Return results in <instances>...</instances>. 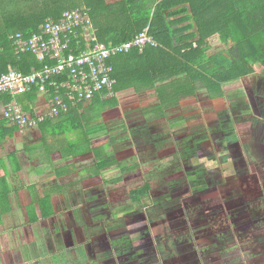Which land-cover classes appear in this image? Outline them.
I'll use <instances>...</instances> for the list:
<instances>
[{"label": "crops", "instance_id": "crops-1", "mask_svg": "<svg viewBox=\"0 0 264 264\" xmlns=\"http://www.w3.org/2000/svg\"><path fill=\"white\" fill-rule=\"evenodd\" d=\"M102 2L112 8V13L97 20L114 34L123 23L127 24L124 11L128 7H122V0ZM115 9L119 16L113 14ZM204 45L207 53L226 48L216 36ZM145 82L141 79L136 88L128 89L119 85L104 97L118 99L121 115L106 122L101 118L104 128L91 134L89 143L83 145L92 150L101 140L106 141L102 160L90 152L66 153L54 135L49 138L50 153L41 154L37 144L44 138L43 131L48 125L57 127L58 118L20 130L4 119L3 111L7 103L16 101L26 115L43 116L49 110L48 96L38 91L1 96L0 264H264V216L259 211L253 218L244 215L252 206L246 200H253L256 209L264 205L258 204L264 201L258 185L232 193L202 185L188 190V194L198 195V200L189 199L177 206L161 202L151 205L148 196V203L143 200L134 207L126 197L122 178L133 171L130 161L145 163L144 169H139L142 173L147 171V177L156 175L153 162L159 166L168 163L170 155L178 153L179 148L172 139V151L142 149L140 153L131 138L121 139L125 142L119 145L122 150L114 154L120 132L134 136V132L154 130L158 122L159 128L171 133L168 120L177 118L180 124H185V120L192 125L189 118L197 114L193 107L185 106L197 98L196 92L176 95L172 104L161 107L155 89ZM204 98L206 107L200 113L198 110V115L211 113L209 107L215 104L208 94ZM89 106V102L85 103L82 113ZM104 135L107 136L103 138ZM69 137L77 139L73 134ZM184 141L190 142L191 138L179 140V145ZM106 159L107 163L101 164ZM251 177L257 182L253 171ZM151 187L153 191L155 185ZM113 209L117 211L110 212ZM135 213L138 217L131 218ZM72 226H78L77 235L71 233ZM193 230L196 235L188 236ZM195 236L200 246H196Z\"/></svg>", "mask_w": 264, "mask_h": 264}, {"label": "trees", "instance_id": "trees-1", "mask_svg": "<svg viewBox=\"0 0 264 264\" xmlns=\"http://www.w3.org/2000/svg\"><path fill=\"white\" fill-rule=\"evenodd\" d=\"M66 3L73 7L67 8ZM122 3L123 8L128 7L124 11L128 16L127 24L123 23L120 31L112 34L108 29L110 27L100 25L97 20L101 15L112 13V8L103 4L102 0H0V76L9 68L28 74L33 69L52 65L48 60L40 62L30 52L16 54L13 41L9 38L21 34L26 39L39 33L47 19L58 20L64 11L80 8L81 4L88 8L90 20L97 28V38L107 48L129 41L149 27L156 47L132 49L127 54L113 57L109 64L113 68L112 77L118 84L113 90H117L119 85L136 88L139 80H146L150 89H155L161 107L172 104L176 95L195 93L197 81L202 86L199 88L206 89L210 98L221 99L223 90L220 84L249 76L256 64L264 67V0H122ZM113 14L119 16L118 10L115 9ZM212 36H216L226 48L217 55L209 56L204 44ZM91 45L78 31V39L71 38L69 47L72 52H82ZM61 80H67V75ZM48 88L51 93L54 92L53 87ZM106 94L107 91L96 94L89 101L88 116L82 113L86 102L73 104L64 97L69 108L56 117L57 127L67 125L68 128L58 135H75L73 132L83 125L82 131L87 128L90 123L85 121L94 116L92 111L97 104L105 109L111 102L114 103L115 97L104 99ZM98 126L91 123L89 135L102 129ZM76 137L81 140L79 135ZM103 163L106 164L107 159ZM135 166L141 167L139 163L129 164V168L134 169ZM145 180L146 183L143 177L140 179L138 188L126 189V197L135 205L149 199L152 187L148 179ZM153 189L158 193V185L155 184Z\"/></svg>", "mask_w": 264, "mask_h": 264}, {"label": "flooded vegetation", "instance_id": "flooded-vegetation-1", "mask_svg": "<svg viewBox=\"0 0 264 264\" xmlns=\"http://www.w3.org/2000/svg\"><path fill=\"white\" fill-rule=\"evenodd\" d=\"M245 77L252 80L250 87L244 96L238 95L239 100L235 105L230 102L226 105L225 100L227 101L229 95L225 94L224 90L221 99H212L217 107L215 109L209 107L211 113L206 114L205 117L213 115L214 124L210 125L209 120L205 129L193 128L191 130L188 127L189 123L184 120L185 124H180L175 118L168 120V124L172 128L171 133L166 132L164 128H159L158 122L155 123L154 130L133 131L134 136H128L126 131H121L119 140L115 141L117 148L114 149V154H119L118 152L122 150L119 145L125 142H121V139L130 140L131 138H134L136 149L140 153L142 149L154 151L169 149L168 151H172V139L175 140L179 148L178 153L170 155L171 159L168 163L162 162L159 166L158 162H153V166L157 169L155 172L157 175L149 174L147 177V171L142 173L135 166L128 176H123L122 186L126 189L136 188L133 185H136L142 177L144 183H146L145 179H148L150 185H158L159 189L156 190L158 193L152 189L149 191L151 205H158L161 202L160 204L163 205L177 206L189 199L194 202L198 200L199 196L188 194L190 192L188 190L202 185H208L212 189L230 190L231 193L241 190L237 188L239 186L249 189L258 185V189L264 195V76L252 73ZM255 84H260L263 91H255V88L253 91L251 88ZM235 97L234 100H237ZM160 121L165 122L163 119ZM175 126H177V131L174 130ZM106 136L104 135L103 138ZM187 137L191 138V141H184L179 145V140H185ZM130 163H139L144 169L145 163L140 161H130ZM171 167L173 168L170 170ZM172 171L175 172L172 173ZM252 171L257 175V182H254L253 177L249 178ZM125 184L128 185L125 186ZM213 203H218V200L215 199ZM246 203L252 205L247 208L246 212L244 211V215L248 218L257 216L255 214L258 211L260 215L264 216V205L256 209L253 200H246ZM261 203L264 204V201L258 202V204ZM137 217L136 213L131 216L133 219ZM71 232L77 235L78 226H72Z\"/></svg>", "mask_w": 264, "mask_h": 264}, {"label": "built area", "instance_id": "built-area-1", "mask_svg": "<svg viewBox=\"0 0 264 264\" xmlns=\"http://www.w3.org/2000/svg\"><path fill=\"white\" fill-rule=\"evenodd\" d=\"M39 30V33L26 39L21 34H14L9 39L13 41L16 54L30 52L40 62L48 60L52 65L33 69L28 74L9 68L0 76V98L5 94H24L33 89L49 98L48 112L37 117L26 115L16 101L5 105L4 119L20 130L35 128L46 119H53L61 112H67L69 106L64 97L75 104L89 102L96 94L104 91L110 93L116 84L112 77L110 59L127 54L132 49L143 50L147 46H157L149 33V27H146L131 40L107 48L98 40L89 10L83 6L64 11L58 20L47 19ZM78 31H81L85 42L92 45L86 51L72 52L70 40L78 39ZM64 75H67V80L62 81ZM48 86L54 88L53 93ZM61 89L64 90L63 94Z\"/></svg>", "mask_w": 264, "mask_h": 264}, {"label": "rangeland", "instance_id": "rangeland-1", "mask_svg": "<svg viewBox=\"0 0 264 264\" xmlns=\"http://www.w3.org/2000/svg\"><path fill=\"white\" fill-rule=\"evenodd\" d=\"M66 7L67 8H71V7H73V5L72 4H70V3H66ZM78 7H81V5L80 6H78ZM220 52H223V50H216V49H214L213 50V52H208V55L209 56H213V55H217V54H219ZM204 70V69H203ZM202 70V71H203ZM252 73L253 74H260V75H263L264 76V67H262L261 65H259V64H256L254 67H253V71H252ZM196 80H198V78H196ZM252 80L251 79H247V77H242V78H239L238 80H236V81H234V82H232V83H230V82H228V83H224V84H220V85H222V90H224L225 91V94H227V95H229V98L227 99V101L225 100V102H226V105H227V103L228 102H230V104H236V102H238V97L240 96V95H242V96H244V93L247 91V89L250 87V82H251ZM230 83V84H229ZM195 85H196V93L198 94V96H197V98H195L194 99V101L193 102H188V103H186L185 104V106H187V105H190V107H193V109L194 110H197V114H191V117L189 118V119H192V125H190L189 127H194L195 129H198V130H202V129H205L206 128V124H207V122L210 120V125L211 124H214V117H213V115H212V117L211 116H209V117H205V115L204 114H200V115H198L200 112H202L201 111V108L203 107H206L204 104H206L207 103V99L206 98H204V95H207L208 94V91L205 89H202V88H199L200 86H201V83H198V81H197V83H195ZM202 87V86H201ZM128 88H131L130 86L129 87H127V89ZM255 88V91H263L261 88H260V84H255L251 89H254ZM235 92H236V94H235ZM110 94V93H109ZM256 94H259L258 92H256ZM239 95V96H238ZM109 96H111V95H109ZM234 96H236L235 98H237V100H234ZM212 99V98H211ZM214 100V99H213ZM86 103H88V102H86ZM117 104V105H116ZM194 104H196V105H194ZM119 106H120V104H119V102H118V99L117 98H114V103L113 102H111V105H108V107L107 108H105V109H102L101 108V105L100 104H97L96 106H95V108H94V112L92 111V115H94V116H92V118L91 119H89L88 121H85L87 124H91V123H97V124H99V126L98 127H100L101 126V128H103L104 127V125L100 122L101 121V118L103 119V120H105V122L106 121H109V119L110 120H112L113 119V117H115V116H117V115H121V111H119L118 110V108H119ZM195 106V107H194ZM217 107V105L216 104H212V108H216ZM185 108V107H184ZM198 110H199V113H198ZM104 111H108V113H104ZM84 114H86V116H88L90 113L88 112V110H86V111H84ZM99 115H104L103 117L101 116V117H99ZM106 117V118H105ZM189 117V115H185V118H188ZM106 119H108V120H106ZM184 119V118H183ZM194 120V121H193ZM92 121V122H91ZM102 122H104V121H102ZM185 123V122H184ZM90 124H89V126H87V128L85 127L84 129H83V131H82V128L85 126V125H83L82 126V128H79L77 131H75V132H73L76 136L77 135H79L80 136V138H81V141L80 142H76V140H73V139H71V138H73V137H69V134L68 133H66V134H62V135H58L59 133H60V131H64V130H66V128H68L67 127V125H64V126H62L61 128H58V127H54V125L52 124V125H48V127H45V130L43 131V133H44V138L42 139V141L39 143V144H37V149H38V151L41 153V154H44V153H50V150H51V141L49 140V138H51V137H56L55 139H57V140H59L60 141V146L61 147H63V149L65 150V152L66 153H69L70 154V152H72V151H74L75 153V155L76 154H79V153H92L93 154V156L96 158V159H98V160H102L103 159V157H105L104 156V149H105V147H103L102 145H105L107 142L106 141H103V140H101L100 141V144L99 145H97V147H94V145H95V143H94V145H93V143H92V145L91 146H93L94 148L92 149V150H85V151H83L84 150V147H83V145L84 144H86V142H87V138L90 136L89 134L91 133L90 132V129H91V127H90ZM216 124V123H215ZM54 127V129H52L53 127ZM71 127V126H70ZM107 127H109V126H107ZM52 135H54V136H52ZM253 143V142H252ZM68 145H70V146H72V147H68ZM100 147V148H99ZM113 149H115V148H113ZM100 150V151H99ZM97 156H98V158H97ZM251 159V158H250ZM251 163H252V160H251ZM101 164H103L104 165V163L102 162ZM162 164V163H161ZM99 166H100V164H98ZM173 167H171L170 168V170L172 169ZM154 170V169H153ZM175 171H172V173H174ZM94 173V172H93ZM176 174V173H175ZM157 175V174H156ZM264 184V183H263ZM133 185V184H132ZM131 185V186H132ZM130 186V187H131ZM133 186H135V187H139L140 186V184H139V182L136 184V185H133ZM237 188H242L241 186H239V187H237ZM118 197H120V196H118ZM123 197H120V201H123ZM148 199V198H147ZM145 199V201H144V203H148L150 200L148 199ZM143 202V201H142ZM175 203V202H174ZM115 211H117L116 209L114 210H111L110 212H115ZM72 233V232H71ZM73 234V233H72ZM194 236V235H196L195 234V231L193 230L192 232H189V234H188V236ZM196 237V236H195ZM195 241H197V244L198 245H196V246H200L201 244H199V238H197L196 237V239H195Z\"/></svg>", "mask_w": 264, "mask_h": 264}]
</instances>
